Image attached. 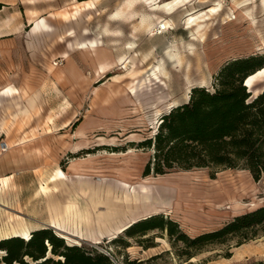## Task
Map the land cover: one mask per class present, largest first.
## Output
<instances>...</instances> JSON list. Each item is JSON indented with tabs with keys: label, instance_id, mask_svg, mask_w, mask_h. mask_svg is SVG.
I'll list each match as a JSON object with an SVG mask.
<instances>
[{
	"label": "rangeland",
	"instance_id": "1",
	"mask_svg": "<svg viewBox=\"0 0 264 264\" xmlns=\"http://www.w3.org/2000/svg\"><path fill=\"white\" fill-rule=\"evenodd\" d=\"M253 55H264V0H0V239L50 229L113 264H264L261 229L199 249L123 232L162 215L194 238L264 206V175L143 176L153 150L138 146L192 88L211 90L225 64ZM249 82L254 97L264 73ZM48 258L61 259L50 247Z\"/></svg>",
	"mask_w": 264,
	"mask_h": 264
},
{
	"label": "trees",
	"instance_id": "2",
	"mask_svg": "<svg viewBox=\"0 0 264 264\" xmlns=\"http://www.w3.org/2000/svg\"><path fill=\"white\" fill-rule=\"evenodd\" d=\"M261 69L264 55L232 60L219 70L211 90L194 87L186 102L161 115L154 135L138 143L140 148L153 150L143 176L164 175L175 169L223 168L246 170L258 181L264 175V89L253 97L244 82ZM258 229L264 231V206L194 238L180 232L175 222L162 215L137 221L123 232L135 237L153 230L166 231L187 248L199 249L207 244L224 243L233 236L247 239L248 233ZM46 246L50 247V253L61 258L56 264H113L97 249L65 245L50 229L33 231L27 238L0 239L5 264H27L24 256L33 261L44 259L36 264H47L50 259H45Z\"/></svg>",
	"mask_w": 264,
	"mask_h": 264
},
{
	"label": "bare ground",
	"instance_id": "3",
	"mask_svg": "<svg viewBox=\"0 0 264 264\" xmlns=\"http://www.w3.org/2000/svg\"><path fill=\"white\" fill-rule=\"evenodd\" d=\"M162 28L163 29H167V27H165V25H163L162 26ZM145 29H147V28H145ZM154 31V29L152 30V32ZM152 35H154V32L152 33ZM194 40V39H193ZM86 49V48H85ZM192 50V49H191ZM171 58L173 57V56H170ZM181 60V59H180ZM177 64V63H176ZM247 87V86H246ZM7 144V143H6ZM7 149H9V146L7 145ZM5 152H7V150L5 151ZM119 183V185H121V186H123V187H125V188H128L129 186H128V184H126V183H124V182H118ZM158 196H163V194H160V193H155L154 194V196H149L148 198L149 199H152V198H155V197H158ZM165 196V195H164ZM167 196V195H166ZM60 238H63V239H67V240H69L66 236H64V235H61L60 234ZM66 240V241H67ZM68 242V241H67Z\"/></svg>",
	"mask_w": 264,
	"mask_h": 264
},
{
	"label": "built area",
	"instance_id": "4",
	"mask_svg": "<svg viewBox=\"0 0 264 264\" xmlns=\"http://www.w3.org/2000/svg\"><path fill=\"white\" fill-rule=\"evenodd\" d=\"M154 29V35L155 34H161L163 31H165L166 29H163L161 25H157ZM7 150V144L6 143H1L0 144V152H5Z\"/></svg>",
	"mask_w": 264,
	"mask_h": 264
},
{
	"label": "crops",
	"instance_id": "5",
	"mask_svg": "<svg viewBox=\"0 0 264 264\" xmlns=\"http://www.w3.org/2000/svg\"><path fill=\"white\" fill-rule=\"evenodd\" d=\"M260 73H264V69H261L260 71H258V72H256L255 73V75H257V74H260ZM252 77V76H251ZM251 77H249V78H247L246 79V81H245V83H246V85H247V88L249 87V79L251 78ZM75 178V177H74ZM77 179V178H76ZM62 235V234H61Z\"/></svg>",
	"mask_w": 264,
	"mask_h": 264
},
{
	"label": "water",
	"instance_id": "6",
	"mask_svg": "<svg viewBox=\"0 0 264 264\" xmlns=\"http://www.w3.org/2000/svg\"><path fill=\"white\" fill-rule=\"evenodd\" d=\"M244 85L247 86L245 82H244ZM250 93H251V91H250Z\"/></svg>",
	"mask_w": 264,
	"mask_h": 264
}]
</instances>
